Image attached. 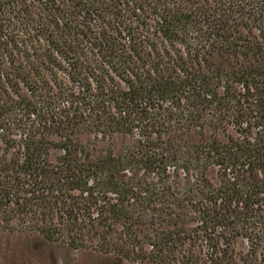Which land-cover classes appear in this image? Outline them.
<instances>
[{
  "label": "trees",
  "instance_id": "1",
  "mask_svg": "<svg viewBox=\"0 0 264 264\" xmlns=\"http://www.w3.org/2000/svg\"><path fill=\"white\" fill-rule=\"evenodd\" d=\"M4 231L264 264V0H0Z\"/></svg>",
  "mask_w": 264,
  "mask_h": 264
},
{
  "label": "rangeland",
  "instance_id": "2",
  "mask_svg": "<svg viewBox=\"0 0 264 264\" xmlns=\"http://www.w3.org/2000/svg\"><path fill=\"white\" fill-rule=\"evenodd\" d=\"M238 248L241 245L237 246ZM0 264H151L114 260L102 253L70 249L31 232H0Z\"/></svg>",
  "mask_w": 264,
  "mask_h": 264
}]
</instances>
